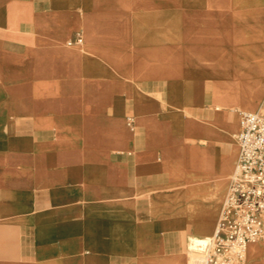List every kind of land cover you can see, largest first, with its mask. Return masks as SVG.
I'll return each mask as SVG.
<instances>
[{
	"label": "crops",
	"instance_id": "0c3cea01",
	"mask_svg": "<svg viewBox=\"0 0 264 264\" xmlns=\"http://www.w3.org/2000/svg\"><path fill=\"white\" fill-rule=\"evenodd\" d=\"M258 109L264 0H0V264H196Z\"/></svg>",
	"mask_w": 264,
	"mask_h": 264
},
{
	"label": "built area",
	"instance_id": "2783aa9c",
	"mask_svg": "<svg viewBox=\"0 0 264 264\" xmlns=\"http://www.w3.org/2000/svg\"><path fill=\"white\" fill-rule=\"evenodd\" d=\"M240 123L229 188L213 234L193 245L196 264H245L250 246L264 244V109L241 110Z\"/></svg>",
	"mask_w": 264,
	"mask_h": 264
}]
</instances>
